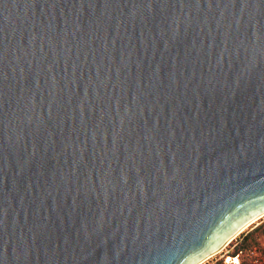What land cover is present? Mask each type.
Here are the masks:
<instances>
[{
    "label": "water",
    "instance_id": "water-1",
    "mask_svg": "<svg viewBox=\"0 0 264 264\" xmlns=\"http://www.w3.org/2000/svg\"><path fill=\"white\" fill-rule=\"evenodd\" d=\"M239 2L0 0V264H199L264 214Z\"/></svg>",
    "mask_w": 264,
    "mask_h": 264
},
{
    "label": "rangeland",
    "instance_id": "rangeland-1",
    "mask_svg": "<svg viewBox=\"0 0 264 264\" xmlns=\"http://www.w3.org/2000/svg\"><path fill=\"white\" fill-rule=\"evenodd\" d=\"M214 254L215 264H264V214Z\"/></svg>",
    "mask_w": 264,
    "mask_h": 264
},
{
    "label": "snow or ice",
    "instance_id": "snow-or-ice-1",
    "mask_svg": "<svg viewBox=\"0 0 264 264\" xmlns=\"http://www.w3.org/2000/svg\"><path fill=\"white\" fill-rule=\"evenodd\" d=\"M75 7V4L72 5ZM87 7L88 5H84V7ZM139 6L141 8H171V0H139ZM191 7H197L201 8L204 5L198 2L190 3ZM214 5L212 3H209L207 7H213ZM237 7L243 8V9H254L258 8L260 10V14H264V0H240V2L236 5ZM161 17H165V14L161 12ZM243 27V26H242Z\"/></svg>",
    "mask_w": 264,
    "mask_h": 264
},
{
    "label": "built area",
    "instance_id": "built-area-1",
    "mask_svg": "<svg viewBox=\"0 0 264 264\" xmlns=\"http://www.w3.org/2000/svg\"><path fill=\"white\" fill-rule=\"evenodd\" d=\"M214 255L215 254H213V255H211L210 257H208V258H206L205 260H203L202 262H200L199 264H215V263H217V258H215L214 259ZM213 258V259H212ZM209 259H212L213 261H212V263H210L209 262Z\"/></svg>",
    "mask_w": 264,
    "mask_h": 264
},
{
    "label": "bare ground",
    "instance_id": "bare-ground-1",
    "mask_svg": "<svg viewBox=\"0 0 264 264\" xmlns=\"http://www.w3.org/2000/svg\"><path fill=\"white\" fill-rule=\"evenodd\" d=\"M232 240V239H231ZM225 246V245H224ZM213 255V254H212ZM210 257V256H209ZM206 259V258H205Z\"/></svg>",
    "mask_w": 264,
    "mask_h": 264
}]
</instances>
